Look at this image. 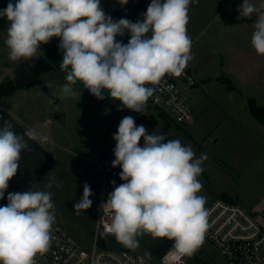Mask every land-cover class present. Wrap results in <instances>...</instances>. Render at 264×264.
<instances>
[{
  "label": "clouds",
  "instance_id": "obj_1",
  "mask_svg": "<svg viewBox=\"0 0 264 264\" xmlns=\"http://www.w3.org/2000/svg\"><path fill=\"white\" fill-rule=\"evenodd\" d=\"M194 2L151 0L142 20L132 22L113 20L101 8V0H9L0 10V19L7 21L4 43L13 63L38 58L42 44L59 39L60 69L66 81L59 89L61 98L81 96L74 88L80 82L99 100L107 95L122 108L145 114L155 86L166 75L179 77L193 59L187 25ZM119 3L126 5L128 0ZM238 12L239 18L255 16L251 45L257 55L264 56V4L243 0ZM126 33L127 44L119 42L117 37ZM53 84L45 83L48 88ZM112 138L116 144L111 163L121 168L123 183L116 186L112 181L113 191L101 204L110 218L108 232L132 251L140 247L139 238L149 235L173 241L178 255H193L209 228L206 197L199 194L207 155L197 157L191 145L168 139L167 134H148L131 116L120 120ZM49 139L36 128L17 134L4 121L0 200L19 170L21 154L31 151L28 141L43 145ZM46 176L45 189L62 187L52 172ZM92 195L85 183L81 199L73 204L77 214L91 208ZM52 196V191L35 184L23 192L8 193L7 204L0 206V264H37V256L49 251L56 222ZM151 258V252L145 251L140 264H149Z\"/></svg>",
  "mask_w": 264,
  "mask_h": 264
},
{
  "label": "rangeland",
  "instance_id": "obj_2",
  "mask_svg": "<svg viewBox=\"0 0 264 264\" xmlns=\"http://www.w3.org/2000/svg\"><path fill=\"white\" fill-rule=\"evenodd\" d=\"M8 2L0 0V10L6 8ZM119 4V0H101V8L113 20L126 18L135 22V0H128L125 5L129 8V16L120 15L122 9ZM7 26V21L0 19V83L4 79L15 78L20 64L32 67L38 59L45 58L51 44L57 43L55 54L59 62L62 61L59 39L54 37L48 44L41 45L38 58L11 62L4 43ZM129 38L126 33L117 40L127 44ZM41 76L46 82H54L53 87L49 88L54 99L39 84L25 85L14 94L2 97L0 108L8 112L7 121L13 125V130L19 127L25 130L36 128L50 137L49 142L42 145L55 159L54 166L47 174L52 172L57 181L62 182V187L45 189L47 174L35 185L40 190L53 193L52 200L56 205L53 227H61L87 249L92 246L103 182L98 160L101 157L115 159L113 149L116 142L112 137L125 116L133 117L136 125H143L148 134L154 131L167 134L168 139H179L184 145H191L197 157L207 155L208 159L203 165L205 170L200 177L203 189L199 193L206 197L205 207L218 194L227 192L235 201L238 198L237 202L264 226V128L260 122L254 123L256 121L243 106V98L220 80L214 79L204 84L195 74L197 85L187 92L195 119L188 125L178 126L161 117L154 109H147L145 114L127 108L117 110L114 106L119 101H113L107 95L99 100L80 82L74 88L81 96L61 98L59 89L66 81L60 67ZM85 183L93 192L89 197L92 206L77 214L73 204L81 199ZM139 240L140 247L136 250L143 253L149 251L148 247L154 241L149 235ZM188 259L191 264H230L207 239ZM149 264H160V261L152 257Z\"/></svg>",
  "mask_w": 264,
  "mask_h": 264
},
{
  "label": "built area",
  "instance_id": "obj_3",
  "mask_svg": "<svg viewBox=\"0 0 264 264\" xmlns=\"http://www.w3.org/2000/svg\"><path fill=\"white\" fill-rule=\"evenodd\" d=\"M196 83L193 70L188 64L179 77L166 75L155 86L156 92L148 100L146 108L156 110L161 117L176 125H188L195 119V113L187 92ZM116 108L122 109L120 105ZM112 161L107 157L98 160L103 182L92 246L85 248L64 229L54 226L49 251L43 256H37V264H140L144 253L129 250L108 232L110 218L101 209V204L113 191L112 181H115L116 186L122 182L119 178L121 168H113ZM4 205L5 202L0 200V206ZM205 208L209 223L205 239L230 264H264V226L249 210L237 201L221 197L214 198ZM150 246L149 252L160 264H191L188 255H178L173 245L161 256L155 254Z\"/></svg>",
  "mask_w": 264,
  "mask_h": 264
},
{
  "label": "crops",
  "instance_id": "obj_4",
  "mask_svg": "<svg viewBox=\"0 0 264 264\" xmlns=\"http://www.w3.org/2000/svg\"><path fill=\"white\" fill-rule=\"evenodd\" d=\"M242 2L243 0H196L192 3L187 30L193 41V59L188 64L193 75L197 74L204 84L217 79L240 95L245 102L244 108L249 111L250 98H255L258 104H264V56L257 55L251 45L255 16L239 18L238 8ZM251 2L257 6L264 4V0ZM150 3L151 0H135V22L142 20V14ZM119 5L122 9L120 15L129 16V8ZM118 105L119 103L114 108L117 109ZM249 113L256 121L254 123L260 122L250 111ZM260 124L264 128V122Z\"/></svg>",
  "mask_w": 264,
  "mask_h": 264
},
{
  "label": "trees",
  "instance_id": "obj_5",
  "mask_svg": "<svg viewBox=\"0 0 264 264\" xmlns=\"http://www.w3.org/2000/svg\"><path fill=\"white\" fill-rule=\"evenodd\" d=\"M56 46L57 43L51 44L45 58L38 59L34 66L30 67L26 64H20L15 78L4 79L0 83V99L4 96L14 94L18 88L24 87L32 80L43 79L46 81L42 78L41 74L60 67L61 62H59V57L55 54ZM55 99L57 100L58 98ZM248 108L256 119L260 122H264V104H258L255 98H250L248 101ZM8 116V112L4 108H0V127L3 126V123L8 119ZM14 131L17 134H23L25 129L19 127ZM28 144L31 151H25L21 154L22 158L19 170L9 181V187L5 192L4 199H2L5 204H7L8 193L23 192L30 189L32 185L36 184L41 178H43L55 164V159L41 144L31 140L28 141ZM121 183H123V181ZM217 197L229 201H235V199L227 192H221ZM172 245L173 241L168 239H156L151 244L150 248L155 254L161 256Z\"/></svg>",
  "mask_w": 264,
  "mask_h": 264
},
{
  "label": "water",
  "instance_id": "obj_6",
  "mask_svg": "<svg viewBox=\"0 0 264 264\" xmlns=\"http://www.w3.org/2000/svg\"><path fill=\"white\" fill-rule=\"evenodd\" d=\"M45 83H46V81H44L43 79H35V80H32V81L28 82L26 85L28 87H30V86L39 84V85H41L42 89L47 93V95L50 98H53L54 99L53 94L50 92L49 88L45 85Z\"/></svg>",
  "mask_w": 264,
  "mask_h": 264
}]
</instances>
